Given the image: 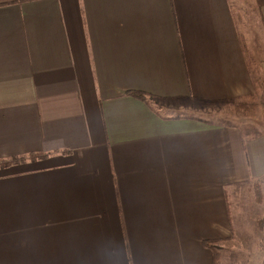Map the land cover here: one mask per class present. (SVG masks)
<instances>
[{
	"label": "crops",
	"instance_id": "obj_1",
	"mask_svg": "<svg viewBox=\"0 0 264 264\" xmlns=\"http://www.w3.org/2000/svg\"><path fill=\"white\" fill-rule=\"evenodd\" d=\"M245 4L0 0V264L215 263L264 184V126L205 115L259 88Z\"/></svg>",
	"mask_w": 264,
	"mask_h": 264
},
{
	"label": "rangeland",
	"instance_id": "obj_2",
	"mask_svg": "<svg viewBox=\"0 0 264 264\" xmlns=\"http://www.w3.org/2000/svg\"><path fill=\"white\" fill-rule=\"evenodd\" d=\"M236 1L246 6L247 0ZM251 24L254 30V22ZM258 48L263 51L262 47ZM261 65V72L258 73V66L254 69L259 77L256 95L208 105L206 109L211 114H205L206 119L217 124L260 130L264 126V65ZM232 221V241L220 242L222 247L218 251L221 255L216 257V264H264L263 182L253 183L248 189H232Z\"/></svg>",
	"mask_w": 264,
	"mask_h": 264
},
{
	"label": "trees",
	"instance_id": "obj_3",
	"mask_svg": "<svg viewBox=\"0 0 264 264\" xmlns=\"http://www.w3.org/2000/svg\"><path fill=\"white\" fill-rule=\"evenodd\" d=\"M135 95H137L138 97H140L142 100H144L145 102H149V101H147L148 99L146 98V97H144V96H142L141 94H135ZM10 164L9 163H5L4 164V166H3V164H2V166H1V168H5V167H7V166H9ZM218 243V242H217ZM215 244H216V242H215ZM206 245H209V244H206ZM211 246V245H210ZM213 247H214V245H212ZM214 253H215V263L214 264H216V257L217 256H220L221 254H220V252L218 251V250H214Z\"/></svg>",
	"mask_w": 264,
	"mask_h": 264
}]
</instances>
